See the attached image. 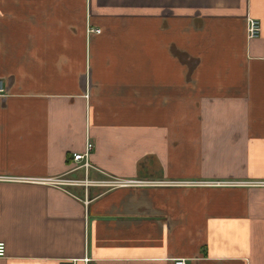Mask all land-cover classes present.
Segmentation results:
<instances>
[{
	"label": "crops",
	"instance_id": "crops-1",
	"mask_svg": "<svg viewBox=\"0 0 264 264\" xmlns=\"http://www.w3.org/2000/svg\"><path fill=\"white\" fill-rule=\"evenodd\" d=\"M0 86V264H264V0H0Z\"/></svg>",
	"mask_w": 264,
	"mask_h": 264
},
{
	"label": "built area",
	"instance_id": "built-area-1",
	"mask_svg": "<svg viewBox=\"0 0 264 264\" xmlns=\"http://www.w3.org/2000/svg\"><path fill=\"white\" fill-rule=\"evenodd\" d=\"M260 23L256 19L249 18L246 23V37L247 39H255L260 34ZM98 33L99 31H94ZM2 92L1 86H0V93ZM93 149V145L88 141L85 146V150L82 153L73 154L72 155V162L75 164L72 171H76L79 169L87 170L90 168V165L88 163V158L90 155L91 150ZM40 182L53 186L55 188H61V187H91V186H104L108 188H114V187H121V186H127V185H136V182L132 181H121L117 179H112L109 181L104 182H93L89 181L87 178H84L83 180H77V179H65V178H52V179H45L41 180ZM5 256V246L3 243H0V258H3ZM65 264H71V263H65ZM172 264H186V262L182 259L174 260Z\"/></svg>",
	"mask_w": 264,
	"mask_h": 264
}]
</instances>
